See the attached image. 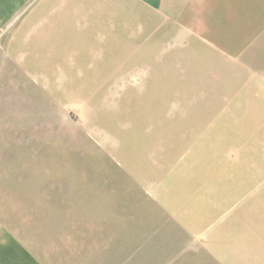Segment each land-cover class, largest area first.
<instances>
[{
  "label": "crops",
  "instance_id": "1",
  "mask_svg": "<svg viewBox=\"0 0 264 264\" xmlns=\"http://www.w3.org/2000/svg\"><path fill=\"white\" fill-rule=\"evenodd\" d=\"M18 34L91 65L113 121L44 202L0 169V264H264V0H0V76Z\"/></svg>",
  "mask_w": 264,
  "mask_h": 264
},
{
  "label": "rangeland",
  "instance_id": "2",
  "mask_svg": "<svg viewBox=\"0 0 264 264\" xmlns=\"http://www.w3.org/2000/svg\"><path fill=\"white\" fill-rule=\"evenodd\" d=\"M18 36L1 65L5 70L0 76V169L7 192L37 189L31 192L44 202L42 192L49 189L57 195L68 179L71 187H78L81 166L94 171L99 151L86 130L96 122L111 125L112 101L104 106L101 92L94 95L96 76L91 65L70 66L63 61L62 50L51 57L43 35L26 44ZM82 100L94 109V122L90 120L93 124L88 122L87 128L80 126V119H85L79 110ZM7 123L17 130L7 129ZM102 164L104 171L110 170L108 158ZM112 167L122 169L114 163ZM47 176L52 177L44 180Z\"/></svg>",
  "mask_w": 264,
  "mask_h": 264
}]
</instances>
